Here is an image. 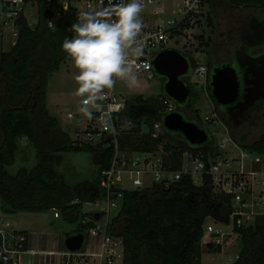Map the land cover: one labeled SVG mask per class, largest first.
I'll use <instances>...</instances> for the list:
<instances>
[{
	"label": "trees",
	"instance_id": "1",
	"mask_svg": "<svg viewBox=\"0 0 264 264\" xmlns=\"http://www.w3.org/2000/svg\"><path fill=\"white\" fill-rule=\"evenodd\" d=\"M212 1L206 0V4ZM25 2L35 6V25L28 26L25 18H18L14 23V46L9 52L0 51V199L5 205L3 213L53 210L66 222L75 224L83 217V204L100 197V173L108 168L112 151L106 147L100 151L97 183L82 182L69 187L55 173L54 167L59 161L56 154L82 151L93 154L95 151L92 146L75 147L46 107L48 77L58 71L67 57L61 51V44L65 37L72 36L68 29L76 22L77 11L69 6L63 12L45 0ZM223 2L230 9L264 8V0ZM50 23L51 28L48 27ZM187 59L192 71L195 64L191 58ZM189 89L190 95L183 108L193 112L195 91L191 85ZM163 96L162 91L155 97L127 100L119 125L130 128L119 137V149L145 153L161 148L164 163L172 171L179 168L184 153L203 155L206 161L211 150L209 140L196 147L163 130L157 137L152 136L153 125L165 116L159 100ZM176 108L181 113L180 106ZM195 118L198 120L197 115ZM19 139L35 148L37 163L32 170L21 168L11 176L5 167L13 163ZM231 139L242 149L264 152L263 141L246 144L245 138L234 135ZM230 212V198L212 193L208 177L202 187H195L189 178H183L168 190L151 188L124 192L121 209L111 223V233L122 239V264H201L200 240L206 219L225 224ZM235 232L239 236L240 249L232 264H264L263 219ZM206 247L209 253H220L219 247L211 244Z\"/></svg>",
	"mask_w": 264,
	"mask_h": 264
},
{
	"label": "built area",
	"instance_id": "2",
	"mask_svg": "<svg viewBox=\"0 0 264 264\" xmlns=\"http://www.w3.org/2000/svg\"><path fill=\"white\" fill-rule=\"evenodd\" d=\"M45 2L57 5L63 12L72 6L77 13L79 8L81 12L108 4V0H45ZM114 2L118 3L120 0H114ZM28 4L30 3H26L25 0H1L0 18L3 16L7 20L13 18L15 29V21L20 18L23 7ZM143 4L152 6L155 12L162 13L160 9L163 5L160 0H143ZM205 4L206 0H182L181 10L178 11V15L181 13L178 21H166V29L163 23H160L154 24L152 28L144 32L141 31L138 40L144 45L146 60H139L137 63L148 66L142 67L139 74H146L149 80L153 78L151 65L153 58L160 50L167 47L164 46L167 42L175 40L178 36L176 33L179 35L188 34L191 31L197 22L196 16L202 13ZM48 27L51 28L52 24L50 23ZM146 27L143 25V28ZM197 78H205V67L195 66L192 69L190 81L194 82ZM159 100L163 115L177 111L176 104L167 96L164 95ZM126 102L127 100L123 96L116 95L111 91L108 93L105 110L111 115L117 131L116 135L105 131L101 126L99 121L104 112L94 110L91 120L83 116L84 127L72 140L73 145L75 147H99V149L106 147L112 151L108 168L100 173V197L91 203H85L95 205L98 211L95 214L83 213V217L79 221V232L85 237L84 246L80 251L74 253L48 252L46 253L49 258L48 262L45 257L42 264H51L50 259L55 256L60 257L62 264H122L123 242L119 237L112 235L111 223L121 209L123 193L151 188L168 190L183 178H189L195 187H202L205 184V177H208L212 193L230 198L231 212L228 221L225 224L212 221V225H204L205 231L200 242L206 246L211 244L213 247H219L221 252L229 245L227 240L232 241L239 237L236 230L250 227L258 219L264 221V152L258 153L242 149L231 137H229L230 140L223 138L220 145L214 146L215 134L207 128L206 133L211 150L206 156V161H203V155L184 153L179 168L172 171L164 163L161 148L160 153L158 151L137 153L119 149V137L130 128L119 125ZM79 115H81L79 112L67 113L66 118L75 119ZM213 117L210 115L198 119L197 121L202 123L199 125L200 129H204L203 124L217 123ZM161 132V122L154 124L152 136L157 137ZM227 142L231 143V147L236 152L223 149ZM114 211L116 214L110 219L109 215ZM9 227L8 223H3L0 219V264H35L34 262L25 263L23 259L26 254L31 253L25 248L27 241L25 235L14 233V230L7 233ZM206 237L209 238V241H204Z\"/></svg>",
	"mask_w": 264,
	"mask_h": 264
},
{
	"label": "rangeland",
	"instance_id": "3",
	"mask_svg": "<svg viewBox=\"0 0 264 264\" xmlns=\"http://www.w3.org/2000/svg\"><path fill=\"white\" fill-rule=\"evenodd\" d=\"M160 1L162 5L166 7L164 13L155 12L152 6L147 5L144 6L143 11L149 21L155 22V24L163 23L165 28L166 21L179 20L181 13L178 15V11L181 10L182 0ZM23 11L20 17H25L27 25L33 27L35 25L34 23H36V11H32L29 4L23 7ZM172 11H174V13H172ZM146 12L149 13L147 14ZM79 13H77V17ZM255 13L256 10L254 9H230L223 0H213L210 4H205L203 6L202 13L200 14L201 16H196L195 19H197V22L193 25L190 32L188 34L176 36L175 40L169 41L164 45L167 46L164 47V49L177 50L184 57L191 58V61L194 62L196 67H206L209 61L208 47H211L215 43L219 44L234 26L244 24L247 17ZM3 22H5V25H3ZM13 22V18L11 20H7L5 16L0 18V43L4 50H7L11 42L15 40L16 30L13 27ZM153 26V23L148 24L146 28L142 29V32ZM206 44L207 46L205 47ZM218 48L219 46L216 47V49ZM224 48H227V46ZM76 74V69L72 66L71 60L66 57L61 63L58 71L55 74L49 75L46 88V107L49 113L57 118L61 130L67 133L71 140H73L76 134H79L84 127L82 115H79L75 119L66 118L67 113L74 114L79 112L80 98L72 95L77 87L73 79ZM139 78L140 86L138 88L130 89L124 82L117 80L111 92L123 96L126 100H132L139 96L143 99L150 96L155 97L163 91L164 80L155 75L154 72L151 80L147 78L146 74H139ZM183 82L186 84V81L183 80ZM205 84V78H197L194 82L191 81L190 85L195 91V97L192 98L194 101V106L192 108L193 112H188L183 106H180L179 110L184 115L185 120L192 121L197 125H201L202 123L196 120L195 115L198 116V119L213 115V119L217 121V123H210L208 125L203 124L202 127L208 128L209 131L215 134L214 146H218L221 144L220 142L223 138L230 140L229 137H231V135L227 125L224 123L222 125L218 122L215 105L207 93ZM239 130L240 132L250 135L246 144H251L259 138V132L256 129L242 127V129ZM142 131L145 133V129H142ZM172 137L181 142L183 141L181 135L172 134ZM223 149L236 152L231 147L230 142H227ZM100 151L101 149L98 147L95 148L93 154L86 151L58 153L56 156L59 161L54 167V171L57 176L62 178L64 184L69 187H74L82 182L97 183L99 178L98 163ZM159 151L160 148L158 153H160ZM138 157L141 158V156ZM36 163L35 148L28 141L19 139L13 163L10 166H6L5 170L9 175L14 176L21 168L28 171L32 170L36 166ZM4 208L5 205L0 199V219L3 223H9L11 227L7 228L6 232L10 233L14 230V233H22L27 239L25 248L31 253L23 257L25 263L34 262L35 264H42V260L45 257L48 262L49 258L46 256V253L66 252L63 246L64 237L79 231V221L75 224L68 223L63 220L58 212L53 210L38 213L22 210L6 215L3 213ZM97 211L98 208H96L95 205L83 204L82 213L95 214ZM115 214L116 211L111 212L109 215L110 219H112ZM212 224V220L206 219L205 226ZM205 226L203 227V232L205 231ZM204 241H209V238H204ZM227 242L229 245L225 247L226 250L218 256L216 255L218 253H209L206 245L200 242L203 254L202 264H232V262L235 261L236 253L240 249L239 237L234 238L232 241L227 240ZM50 263L62 264V261H60L59 256H55L50 259Z\"/></svg>",
	"mask_w": 264,
	"mask_h": 264
},
{
	"label": "clouds",
	"instance_id": "4",
	"mask_svg": "<svg viewBox=\"0 0 264 264\" xmlns=\"http://www.w3.org/2000/svg\"><path fill=\"white\" fill-rule=\"evenodd\" d=\"M143 8V0H108L107 6L81 11L68 29L72 36L61 44V51L76 69L73 79L77 87L72 95L80 98L79 113L91 120L94 110L104 112L99 122L113 135L117 131L105 110L108 93L117 80L130 89L138 88L139 72L148 66L137 63L146 58L138 40Z\"/></svg>",
	"mask_w": 264,
	"mask_h": 264
},
{
	"label": "flooded vegetation",
	"instance_id": "5",
	"mask_svg": "<svg viewBox=\"0 0 264 264\" xmlns=\"http://www.w3.org/2000/svg\"><path fill=\"white\" fill-rule=\"evenodd\" d=\"M207 51L209 61L205 67V86L209 97L210 78L215 68L230 66L238 83L233 104L221 106L211 98L217 119L222 125H227L231 136L245 138L244 143L248 142L250 135L240 132L242 127L256 129L259 138L254 142H264V8L256 9L244 24L234 26L219 44L208 47ZM182 80L188 85L191 83L189 74Z\"/></svg>",
	"mask_w": 264,
	"mask_h": 264
},
{
	"label": "water",
	"instance_id": "6",
	"mask_svg": "<svg viewBox=\"0 0 264 264\" xmlns=\"http://www.w3.org/2000/svg\"><path fill=\"white\" fill-rule=\"evenodd\" d=\"M141 60H146L142 58ZM152 70L164 80L163 94L177 106L186 104L190 89L182 78L188 76L189 60L174 49H162L151 61ZM211 98L218 105H231L237 96L238 83L230 66H222L213 70L210 78ZM161 128L165 132L179 134L189 146L200 147L207 143V133L194 122L187 121L178 111L165 115L161 120ZM85 237L76 232L64 237L63 246L67 252L74 253L82 249Z\"/></svg>",
	"mask_w": 264,
	"mask_h": 264
},
{
	"label": "crops",
	"instance_id": "7",
	"mask_svg": "<svg viewBox=\"0 0 264 264\" xmlns=\"http://www.w3.org/2000/svg\"><path fill=\"white\" fill-rule=\"evenodd\" d=\"M29 6H30V9L32 10V11H36V9H35V6H33V5H31V4H29ZM161 12L162 13H164L165 11H166V7L165 6H163L161 9ZM80 12V8H79V10H78V13ZM147 14L149 13V12H146ZM141 19H142V21H143V24L145 25V26H147L148 24H151V23H153V24H155V22H152V21H149L148 19H147V16H146V14H145V12L144 11H142L141 12ZM35 24V23H34ZM14 44H15V40L14 41H12L11 42V44H10V46L8 47V49L7 50H4L2 47H1V43H0V51L1 52H9L10 50H11V48L14 46ZM47 106V105H46ZM9 224V223H8ZM11 228V227H10ZM77 232H79V231H77ZM227 247V246H226ZM226 250V248H224V249H222V251L220 252V253H218V254H216L217 256L219 255V254H222V253H224V251ZM238 254V252L236 253V255ZM203 255V254H202ZM201 255V264H202V256ZM233 263V262H232Z\"/></svg>",
	"mask_w": 264,
	"mask_h": 264
}]
</instances>
